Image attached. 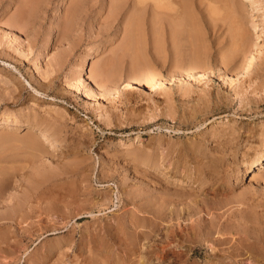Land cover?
Returning <instances> with one entry per match:
<instances>
[{
    "label": "rangeland",
    "instance_id": "rangeland-1",
    "mask_svg": "<svg viewBox=\"0 0 264 264\" xmlns=\"http://www.w3.org/2000/svg\"><path fill=\"white\" fill-rule=\"evenodd\" d=\"M71 1L0 0V264H113L90 258L115 251L121 264L126 249L142 252L129 264H264V171L252 177L264 163V0H243L245 41L226 9L237 0L168 1L190 32L177 51L171 10L158 25L154 0L144 10L126 2L113 22L117 0H85L73 12ZM131 12L139 47L127 51ZM135 50L153 88L124 86ZM190 52L203 76L179 81ZM159 207L167 217L155 231ZM212 212L229 229L210 228ZM169 226L180 236L168 239Z\"/></svg>",
    "mask_w": 264,
    "mask_h": 264
},
{
    "label": "bare ground",
    "instance_id": "bare-ground-1",
    "mask_svg": "<svg viewBox=\"0 0 264 264\" xmlns=\"http://www.w3.org/2000/svg\"><path fill=\"white\" fill-rule=\"evenodd\" d=\"M27 1H30V0H25V2H27ZM73 1V2H72ZM70 3H74V4H71V5H73L74 7V9H71V8H69L70 9V11H75L76 10V8H77V5H79L81 2H83V1H85V0H72ZM128 1H130V2H134V4H133V6L136 8L135 10H141V9H143L145 6L146 7H148V0H117V1H114V2H112V1H109L110 2V5H108V9L110 8L109 6H111V14H110V17L109 18H111V20H109V21H111V22H113V21H115L116 19H118L119 18V16L122 14L121 13V11L123 10V7H125L124 6V4H126V2H128ZM168 1L171 3V4H173L175 1L174 0H172V1H174L173 3L171 2V0H154V4L152 5L154 8H155V14L158 12V14H154L155 16H157L155 19L153 18V21L155 22V23H158V25H159V23H160V21H157V19L158 20H160L159 18H158V15H159V12L161 13V12H163V10H162V8L164 7V8H166L167 10H169L171 7H173V5L171 6V4L170 3H168ZM177 1V0H176ZM214 1V0H213ZM223 1V0H222ZM228 2H229V4H231L230 2V0H227ZM236 1V0H235ZM186 2H187V0H186ZM188 2H189V0H188ZM217 2H221V1H217ZM225 2V1H224ZM227 2V3H228ZM153 3V2H152ZM151 3V4H152ZM222 3V2H221ZM94 4V3H93ZM103 4H104V2H103ZM150 4V5H151ZM179 4V3H178ZM177 4V5H178ZM210 4V3H209ZM224 4V3H223ZM175 5V4H174ZM221 4H219V6H220ZM225 5H226V3H225ZM236 6H235V8H236V10H235V8H234V4H232V6H233V8H231V7H226V9H233L232 10V12H230V10H229V12H228V14H231L232 16H230L231 18L230 19H232V21L234 22V27H235V31L238 33V35H240V36H238V37H241L240 38V41H242V40H244L245 41V38H246V35H245V33H246V31H245V23L243 22V20L241 21L240 19H241V17H242V15H241V13L242 14H244V12L246 13V15H247V13H250V10L247 8V6H246V4L244 3V1L243 0H237V4H235ZM171 6V7H170ZM180 6V5H179ZM208 6V5H207ZM71 7V6H70ZM168 7H170V8H168ZM210 7V6H209ZM222 7V6H221ZM151 8V7H150ZM153 8V9H154ZM176 8V7H175ZM178 8V7H177ZM180 8H182V7H180ZM109 9V10H110ZM132 9V8H131ZM144 9H146V8H144ZM143 9V10H144ZM152 9V10H153ZM25 10V9H24ZM134 10V11H135ZM171 11V13L169 14V18L171 19V17H170V15L172 16V19L173 18H175L174 20H177V23H174L175 21L174 20H172L171 19V22L173 23H171V25H172V30H170V31H172L171 33H172V37H173V39H174V43H172V45L174 44V47H175V51H177L178 49H181V46H182V44L185 42H183V43H181V39H183L184 37H183V34H184V30L185 29H183V27H185V25H183L184 23H182V22H184V21H181L180 22V24H179V22H178V17L182 14L183 15V13L181 12V10L180 11H177L176 9H170ZM172 10H176V12H172ZM238 10H241V12L238 14V13H236V12H239ZM72 11V12H73ZM24 12V11H23ZM23 12H21V14L23 13ZM167 12V11H166ZM25 13V12H24ZM23 13V14H24ZM110 13V12H109ZM132 13V12H131ZM179 13H181V14H179ZM22 14V15H23ZM132 14H134V13H132ZM164 14H165V12H164ZM74 15V14H73ZM138 15V16H137ZM137 15L136 14H134L133 16H130V17H132V23L133 24H135L134 26L132 25L131 26V24H129L132 28L129 30V32H130V35H128L129 37H127L123 42V44H125V45H122L121 46V48L124 46V47H126V50L127 51H131V49H134V48H137L138 49V47L139 46H136L137 44V42H138V40L137 39H139L138 38V35H139V33H138V35L137 36H134V34H133V30H135V29H138V27H136V26H139L140 27V25L138 24L139 22H138V20L137 19H139L138 17H139V14H138V12H137ZM153 15V16H154ZM167 15V14H166ZM181 15V16H182ZM185 15V14H184ZM238 15H241L239 18H238ZM248 15H250V14H248ZM70 16H72L71 14H70ZM178 16V17H177ZM160 17V16H159ZM108 18V19H109ZM177 18V19H176ZM182 20L185 18L184 16H182V17H180ZM179 18V19H180ZM162 19V18H161ZM180 19V20H181ZM129 20V19H128ZM131 20V19H130ZM137 20V21H136ZM163 20H165V19H163ZM179 20V21H180ZM185 20V19H184ZM186 21V20H185ZM130 22V21H129ZM141 22V21H140ZM232 22V23H233ZM154 23V24H155ZM170 23V22H169ZM181 23H182V25H181ZM244 23V24H243ZM137 24V25H136ZM186 24V23H185ZM156 25V24H155ZM181 25V26H180ZM187 25V24H186ZM130 26H126V27H128V29H129V27ZM134 27V28H133ZM157 27H159V26H157ZM157 27H155L154 28V31L155 30H158V28ZM190 27V26H189ZM157 28V29H156ZM195 29V28H194ZM189 30H191L192 31V28L190 27V29ZM126 31H128V30H126ZM139 31V29L136 31V32H138ZM129 32H127L128 34H129ZM135 32V33H136ZM188 32V31H187ZM187 32H185V34H187ZM157 34H158V31L156 32ZM160 33V32H159ZM188 33H190V32H188ZM198 32H196V34H197ZM184 34V35H185ZM153 35H155V34H153ZM188 35V34H187ZM187 35H185V36H187ZM192 35V34H191ZM195 35V33L191 36V37H189L188 39H192V41H194L195 42V44H196V42H197V40H196V38H194L193 36ZM126 36V35H125ZM159 36V35H158ZM158 36L156 37V45L157 46H155V47H157V49H158V43H160V40H157V38H158ZM136 37H137V39H136ZM182 37V38H181ZM188 37V36H187ZM243 37H245V38H243ZM159 38H160V36H159ZM184 39H186V37L184 38ZM188 39H187V41H188ZM236 39H238L239 40V38H236ZM127 40V42H125ZM137 40V41H136ZM196 40V41H195ZM141 41V40H140ZM139 41V42H140ZM159 41V42H158ZM189 41H191V40H189ZM192 41H191V43H192ZM162 43V42H161ZM189 43V42H188ZM140 44V43H139ZM143 44V43H142ZM141 44V45H142ZM154 44V43H153ZM190 44V43H189ZM193 45H195L194 43H192ZM192 44H190V45H192ZM127 45V46H126ZM187 45V44H186ZM193 45L191 46V47H193ZM134 46V47H133ZM136 46V47H135ZM196 46V45H195ZM123 47V48H124ZM188 47V46H187ZM122 48V49H123ZM141 48H142V46H141ZM173 48V47H172ZM190 48V47H189ZM128 49H130V50H128ZM186 50H187V48H185ZM141 51H140V53L142 52V49H140ZM162 50V49H161ZM182 50H183V47H182ZM185 50V51H186ZM125 51V50H124ZM174 51V52H175ZM184 51V52H185ZM195 51V50H194ZM193 51V52H194ZM261 51V50H260ZM182 52V51H181ZM187 52H188V50H187ZM131 53V52H130ZM133 53V52H132ZM131 53V54H132ZM135 53H136V50L134 51V54H133V56L131 55V54H129L130 56H132L131 58L132 59H130V56H129V58L128 59H130L131 61V63H133V62H135L137 65H135V66H137V67H134V65H131V63H130V65H131V71H133L132 72V74L130 75V79H129V81L128 82H126L125 84H124V86L125 87H128V86H130V85H132V83H136V84H139V85H145V86H147V87H151V88H153L156 84H155V81H154V77L155 76H153V74H151L149 71H146L145 70V68L147 69L149 66L148 65H150V64H148V63H144L142 60H145V59H143V55H142V58H141V55L139 54V55H135ZM137 53H138V50H137ZM175 53H177V52H175ZM174 53V54H175ZM191 53V52H190ZM124 54V53H123ZM142 54V53H141ZM178 54L180 55V53L178 52ZM177 54V55H178ZM183 53H181V55L180 56H183L182 55ZM186 54V53H185ZM189 54V53H188ZM191 54H193V53H191ZM125 55H126V53H125ZM158 55H160V54H158ZM119 56V55H118ZM180 56H178L177 58H179ZM193 56H195V57H197V53H196V55L195 54H193L192 55V57ZM257 56H258V52H254L253 54H250V55H248L245 59H244V61H243V64L241 65V69L242 70H244V69H246V68H248L249 66H251L255 61H256V59H257ZM121 56H119L118 57V59L120 58ZM186 57H187V55H186ZM195 57H193V59L194 60H192V58H190V60H189V58H188V60L190 61L188 64H186V65H184V64H182L180 61V63L179 64H181L180 66H182V67H180V66H178L179 64L177 63V61L176 60H174L177 64V66H178V68L180 69L181 68V70L179 71L178 69H177V66H176V69L179 71V73H177V75H174L173 77H175L176 79H178L179 81H184L185 79H186V76L187 77H193V78H198V79H201L202 78V76H203V74L199 71L200 69V66L198 65V62H197V58H195ZM115 58H116V56H115ZM123 58H124V56H123ZM140 59H142V60H140ZM114 60V59H113ZM116 60V59H115ZM200 61H199V63L201 62V59H199ZM181 61L183 62V60L181 59ZM112 62L110 61V64H111ZM118 63V62H117ZM135 63H133V64H135ZM110 64L108 63V65H109V68H110ZM113 64H114V61H113ZM145 64H146V66H148V67H145L144 68V66H145ZM148 64V65H147ZM201 64V63H200ZM112 65V64H111ZM117 65V64H116ZM113 66H115V65H113ZM120 66V65H119ZM172 66V65H171ZM170 66V68L171 69H174L175 70V63H173V67H171ZM133 67L135 68L134 70H133ZM111 68H112V66H111ZM111 68L109 69V73H110V71H111ZM144 68V69H143ZM151 68V67H150ZM150 68H148L149 70H150ZM169 68V69H170ZM113 69V68H112ZM147 69V70H148ZM201 69H202V67H201ZM107 70H108V68H107ZM116 70V69H115ZM145 70V71H144ZM114 71V70H113ZM151 71V70H150ZM113 73H116V72H113ZM113 76V75H112ZM112 76H110V77H112ZM117 76V75H116ZM119 76V75H118ZM115 77V76H114ZM153 77V78H152ZM173 77H172V79H173ZM230 80V79H229ZM103 81V80H102ZM80 83L78 84V87L79 86H81V84H82V82L81 81H79ZM105 83L106 82H104V83H100L99 84V86H100V88L102 87V89H103V85H105ZM48 84H49V82H48ZM103 84V85H102ZM21 90V89H20ZM101 90V89H100ZM82 91H83V93H84V96L85 97H87V98H89V99H93L94 97H96L97 95L95 94V93H92V92H90L87 88H82ZM102 91V90H101ZM58 104L56 103V105H55V107H57V108H60L61 106H57ZM5 114V113H4ZM0 123H1V121H0ZM8 123H10L9 122V120H6L5 121V124H8ZM15 124L16 125H19V124H21L20 123V121L19 120H15ZM49 125V124H48ZM51 125V124H50ZM7 126V125H6ZM52 126H54V124L52 125ZM39 136V135H38ZM43 136H45V135H43ZM37 140H38V138H36ZM138 139V138H137ZM29 142V141H28ZM33 142V141H32ZM38 143V142H37ZM36 154V153H35ZM260 156V155H259ZM33 158V157H32ZM34 159V158H33ZM34 161V160H33ZM260 161V157H256L255 159H252V160H250L249 162H248V164H249V166L250 165H252V163H256V162H259ZM264 171V163L260 166V168H259V172H256V171H253V175H252V177H257V176H259L260 175V173L261 172H263ZM184 174V173H183ZM185 175V174H184ZM187 176V175H186ZM187 178V177H186ZM180 188V187H179ZM74 198V197H73ZM70 199V198H69ZM76 200V199H75ZM27 201V200H26ZM29 201V200H28ZM73 202H74V199L72 200ZM201 201V200H200ZM70 202V201H69ZM174 202V201H173ZM184 202V201H183ZM191 202V201H190ZM202 202V201H201ZM200 202V203H201ZM194 203V202H193ZM198 203V202H197ZM71 204H72V202H71ZM185 204H186V202H185ZM66 205H67V203H66ZM68 205H70V203L68 204ZM172 205V204H171ZM170 204H169V206H171ZM182 205V204H181ZM192 205V204H191ZM201 205V204H200ZM72 206V205H71ZM173 206V205H172ZM183 206V205H182ZM194 206V205H193ZM199 206V205H198ZM212 206V205H211ZM203 207H205V206H203ZM71 208V207H70ZM160 208L162 209V207H159L158 208V210H156V211H154V216H155V218H156V220L154 221L155 222V225H156V230L155 231H159L161 228H160V225H161V222H160V220H163V219H165L164 218V216H163V211L162 210H160ZM201 208V207H200ZM239 208V207H238ZM247 208V207H246ZM76 209L77 208H75V211H76ZM80 209V208H79ZM168 209V208H167ZM193 209V208H192ZM191 209V210H192ZM219 209V208H218ZM235 209H237V208H235ZM66 210V209H65ZM81 210H84V209H82L81 208ZM170 210V216L169 217H171V218H173V213H174V210L176 211V209L175 208H169L168 209V211ZM184 210V209H183ZM189 211H190V209H188ZM202 210V209H201ZM88 211V210H87ZM153 211V210H152ZM187 211V210H186ZM185 211V212H186ZM197 211V210H196ZM199 211V210H198ZM206 211V210H205ZM230 211H232V209L230 210ZM78 212V211H77ZM76 212V214H78ZM234 212V211H233ZM68 213V212H67ZM72 213V212H71ZM166 213H167V211H166ZM177 213H180L179 211H177ZM198 213V212H197ZM208 213V212H207ZM228 213H230V212H228ZM22 214H24V213H22ZM26 214V217L28 216V213H25ZM25 214L23 215V216H25ZM66 214V213H65ZM81 214V213H80ZM185 214V213H184ZM193 214V213H192ZM200 214V213H199ZM199 214H197V215H199ZM209 214V213H208ZM226 214V213H225ZM79 215V214H78ZM202 215V214H201ZM211 216H210V219H209V221H211V224H210V228H212V226H214L216 229H217V231L218 232H220V231H222L223 230V228H225V229H229V227L228 228H226V224L223 222V221H220V219H221V217H222V214L221 213H215V212H212L211 214H210ZM141 216V215H140ZM140 216H139V219H140ZM143 216V215H142ZM2 216L0 215V218H1ZM190 217V216H189ZM229 217V216H228ZM3 218H5V217H3ZM23 219H24V221H25V218L24 217H22ZM142 218V217H141ZM192 218H194V217H192ZM196 218H198L197 219V223H196V225L198 224V222L199 223H202L201 222V220H203V218H201L200 216H198V217H196ZM205 218V217H204ZM2 219V218H1ZM175 219V218H174ZM188 219V218H187ZM215 219H219V221L217 220V222L215 221ZM223 219V218H222ZM20 220V219H19ZM167 220H168V218H167ZM192 220V219H191ZM228 220H229V218H228ZM3 221H4V219H3ZM193 221V220H192ZM191 221V222H192ZM226 221V220H225ZM135 222V221H134ZM2 223V222H1ZM4 223V222H3ZM18 223V222H17ZM168 223V222H167ZM194 223V222H193ZM193 223H190V226H191V224L193 225V226H191L192 227V230L194 229H196L197 227H195L194 225L195 224H193ZM28 224L29 223H27V226H28ZM141 224V223H140ZM246 224V223H245ZM30 225V224H29ZM166 225V224H165ZM168 225H171V223H169ZM22 226V225H21ZM182 226V225H181ZM237 226V225H236ZM169 227H172V226H169ZM175 227H176V225H175ZM199 227H201V224H198V228ZM30 228H31V226H30ZM55 228V227H54ZM145 228V227H144ZM160 228V229H159ZM167 228V227H166ZM168 229V228H167ZM180 229V228H179ZM26 230H27V228H26ZM140 230V229H139ZM181 230V229H180ZM184 230V229H183ZM182 230V231H183ZM214 230V229H213ZM213 230H212V232H213ZM233 230V229H232ZM111 231V230H110ZM165 231V230H164ZM168 233H167V237H168V239H169V237H170V235H171V237L173 236H176L178 233H179V231L177 232V229L175 228H173L172 227V229H168ZM181 231V232H182ZM215 231V230H214ZM216 231V232H217ZM27 232V231H26ZM141 232V231H140ZM139 231H138V233H140ZM144 232V231H143ZM157 233V232H156ZM195 233V232H194ZM108 234V233H107ZM144 233H142V234H140V235H143ZM158 234H159V232H158ZM180 234V233H179ZM178 234V235H179ZM230 234V233H229ZM238 234V233H237ZM244 234V233H243ZM135 235H137V234H135ZM140 235H138V238H139V236ZM184 235V234H183ZM246 235V234H245ZM144 236H146V235H144ZM180 236V235H179ZM236 236H239V235H236ZM249 236V235H248ZM93 237H94V235H93ZM101 237V236H100ZM137 237V236H136ZM135 237V238H136ZM142 237V236H141ZM166 237V238H167ZM209 237V236H208ZM137 238V239H138ZM143 238V237H142ZM145 238V237H144ZM163 238V237H162ZM183 238V237H182ZM215 238V237H214ZM237 239H238V237H236ZM240 238V237H239ZM164 239V238H163ZM167 239V240H168ZM210 239H212V238H210ZM131 240V239H130ZM143 240V239H142ZM158 240V239H157ZM160 240V239H159ZM173 240V239H172ZM171 239H170V242L172 241ZM233 240V239H232ZM134 241L136 242V240L134 239ZM133 241V242H134ZM165 241V240H164ZM216 241H218V242H226L227 241V237L225 236V237H222V236H219V237H217V239H216ZM236 241V240H235ZM238 241H239V239H238ZM132 242V243H133ZM241 242V241H240ZM240 242H239V244H240ZM237 243V242H236ZM218 244V243H217ZM143 245V244H142ZM157 245H158V243H157ZM216 245V244H215ZM229 245V244H228ZM162 246H164V245H162ZM162 246L160 245V249L159 250H161L162 249ZM171 246V245H170ZM220 246H222V244L220 245ZM141 247H143V246H141ZM159 247V246H158ZM217 247V246H216ZM166 248H168L167 246H166ZM166 248H164L163 247V251H165V253L167 252V249ZM240 248V247H239ZM221 249H223V248H221ZM233 249L234 250H236L235 249V247H233L232 246V248L231 249H229V248H225V249H223L225 252H227V253H229L230 254V252L231 251H233ZM241 249V248H240ZM101 250V249H100ZM113 250V249H112ZM112 250H111V252H112ZM140 250V249H139ZM161 250V251H162ZM158 251V250H157ZM180 251V250H179ZM109 252V251H108ZM119 252H120V250H119ZM141 252V251H140ZM139 252V253H140ZM220 252V251H219ZM218 252V253H219ZM142 253V252H141ZM141 253L140 254H138L136 251H130V249L129 250H125V252H124V254H123V256L121 257L122 259V262H121V264H129L128 262H130V261H133L135 258H133V257H137L138 258V256H140L141 255ZM144 253V252H143ZM151 253V252H150ZM159 253V252H158ZM183 253V252H182ZM217 253V254H218ZM223 253V252H222ZM226 253V254H227ZM236 253V252H235ZM96 255L94 256V254H92L91 255V257L92 258H90V259H100L101 261H103V262H106V260H109L110 261V259H111V261L110 262H112V260H114V259H116L115 261L116 262H114L113 264H118V255H117V251H115V252H113V253H99V254H97V253H95ZM145 254V253H144ZM169 254V253H168ZM178 254V253H177ZM221 254V253H220ZM182 255V254H181ZM225 255V254H224ZM94 256V257H93ZM180 256V255H179ZM229 256V255H228ZM142 257V256H141ZM231 257V256H230ZM143 258H145V257H143ZM93 259V260H94ZM180 259H182V258H180ZM179 259V260H180ZM121 260H119V261H121ZM101 261H99V262H101ZM138 261V260H137ZM176 261V260H175ZM92 262V261H91ZM93 262H95V261H93ZM97 262V261H96ZM138 263V262H137ZM84 264V263H83ZM89 264H95V263H90L89 262ZM98 264V263H97ZM99 264H102V262L101 263H99ZM104 264V263H103ZM130 264H132V263H130ZM142 264V263H141ZM173 264V263H172ZM179 264H182V263H179ZM213 264V263H212Z\"/></svg>",
    "mask_w": 264,
    "mask_h": 264
}]
</instances>
